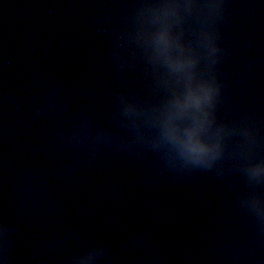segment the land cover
<instances>
[{
    "label": "water",
    "instance_id": "1",
    "mask_svg": "<svg viewBox=\"0 0 264 264\" xmlns=\"http://www.w3.org/2000/svg\"><path fill=\"white\" fill-rule=\"evenodd\" d=\"M0 264H264V0H0Z\"/></svg>",
    "mask_w": 264,
    "mask_h": 264
}]
</instances>
